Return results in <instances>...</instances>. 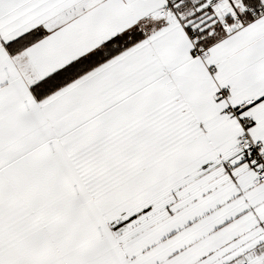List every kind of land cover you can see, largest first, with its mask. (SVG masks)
<instances>
[{
	"label": "snow or ice",
	"instance_id": "6c2138e0",
	"mask_svg": "<svg viewBox=\"0 0 264 264\" xmlns=\"http://www.w3.org/2000/svg\"><path fill=\"white\" fill-rule=\"evenodd\" d=\"M0 264H264V0H0Z\"/></svg>",
	"mask_w": 264,
	"mask_h": 264
}]
</instances>
